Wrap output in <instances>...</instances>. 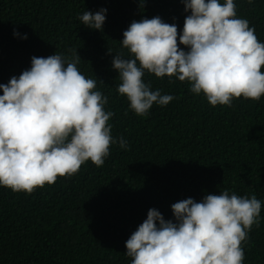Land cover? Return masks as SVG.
Here are the masks:
<instances>
[{
  "label": "trees",
  "instance_id": "obj_1",
  "mask_svg": "<svg viewBox=\"0 0 264 264\" xmlns=\"http://www.w3.org/2000/svg\"><path fill=\"white\" fill-rule=\"evenodd\" d=\"M234 3L237 17L264 43V0ZM102 8V31L78 19ZM186 15L180 0H0V84L29 69L33 56L69 57L76 49L78 69L108 98L117 141L101 167L87 161L71 178L58 177L30 195L0 187V264H131L125 242L149 209L170 220L174 203L224 190L261 201L259 226L242 247L243 264H264V96L212 107L187 82L146 72L153 91L176 99L137 116L116 91L108 50L129 57L120 41L131 22L159 16L180 32Z\"/></svg>",
  "mask_w": 264,
  "mask_h": 264
},
{
  "label": "clouds",
  "instance_id": "obj_2",
  "mask_svg": "<svg viewBox=\"0 0 264 264\" xmlns=\"http://www.w3.org/2000/svg\"><path fill=\"white\" fill-rule=\"evenodd\" d=\"M180 2L187 14L182 31L159 16L144 18L123 32L120 43L128 58L108 50L120 81L116 91L129 110L144 116L154 104L176 99L153 91L144 82L146 72L170 83L173 77L187 82L191 93L203 94L212 107H230L241 97L258 102L264 96V43L247 19L237 17L234 0ZM106 13L84 11L78 19L102 31ZM70 51L69 57L33 56L29 69L0 84V187L30 195L58 177L71 178L87 161L101 167L117 142L108 123L114 113L105 111L108 98L95 90L96 79L78 69V51ZM119 144L126 147L122 137ZM261 207L254 194L224 190L199 202L174 203L170 220L149 209L125 242V254L131 264H243L242 242L259 226Z\"/></svg>",
  "mask_w": 264,
  "mask_h": 264
}]
</instances>
